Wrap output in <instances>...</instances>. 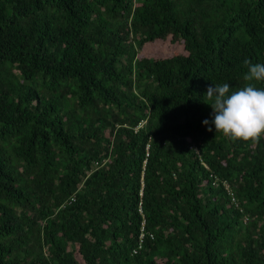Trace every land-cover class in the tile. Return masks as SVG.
Masks as SVG:
<instances>
[{
  "label": "trees",
  "instance_id": "1",
  "mask_svg": "<svg viewBox=\"0 0 264 264\" xmlns=\"http://www.w3.org/2000/svg\"><path fill=\"white\" fill-rule=\"evenodd\" d=\"M246 60L264 0H0V264H264V136L202 124Z\"/></svg>",
  "mask_w": 264,
  "mask_h": 264
},
{
  "label": "clouds",
  "instance_id": "2",
  "mask_svg": "<svg viewBox=\"0 0 264 264\" xmlns=\"http://www.w3.org/2000/svg\"><path fill=\"white\" fill-rule=\"evenodd\" d=\"M248 83L233 89L230 84H211L206 95L212 112L202 121L208 130L219 132L231 140L259 141L264 136V63L246 60Z\"/></svg>",
  "mask_w": 264,
  "mask_h": 264
},
{
  "label": "rangeland",
  "instance_id": "3",
  "mask_svg": "<svg viewBox=\"0 0 264 264\" xmlns=\"http://www.w3.org/2000/svg\"><path fill=\"white\" fill-rule=\"evenodd\" d=\"M183 49L181 46L172 45L168 41L165 43H157L149 46H145L140 56L152 57V58H163L171 57L175 54L182 53Z\"/></svg>",
  "mask_w": 264,
  "mask_h": 264
},
{
  "label": "built area",
  "instance_id": "4",
  "mask_svg": "<svg viewBox=\"0 0 264 264\" xmlns=\"http://www.w3.org/2000/svg\"><path fill=\"white\" fill-rule=\"evenodd\" d=\"M144 225H145V222H142V224H141V232H140V235H139V238H138V247L132 251V254H137L138 251L142 247V244H143L142 241H143V238H144V235H145V233H144Z\"/></svg>",
  "mask_w": 264,
  "mask_h": 264
}]
</instances>
